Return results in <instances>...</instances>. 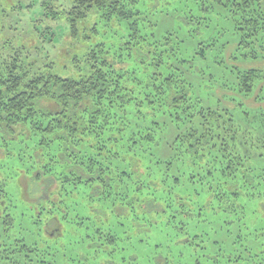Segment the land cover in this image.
I'll use <instances>...</instances> for the list:
<instances>
[{
  "label": "trees",
  "instance_id": "1",
  "mask_svg": "<svg viewBox=\"0 0 264 264\" xmlns=\"http://www.w3.org/2000/svg\"><path fill=\"white\" fill-rule=\"evenodd\" d=\"M150 1L143 12L144 0H64L52 18H66L75 42L58 53L70 75L58 74L61 63L7 64L0 72V139L22 133L34 143L36 180H54L57 189L69 181L89 185L104 200L113 191L136 236L193 237L180 243L197 252L195 264H260L248 253L227 254L210 237L247 220L243 199L264 210V165L256 160L264 153L250 152L264 149V138L255 136L264 133V112L247 106L251 99L264 103V70L251 67L264 63V0L204 7L227 9L235 23L236 40L223 43L196 39L210 23L195 15L190 0ZM180 5L182 16L168 9ZM147 13L158 19L139 21ZM113 25L133 33L116 43L106 30ZM220 91L231 96L220 99ZM263 217L255 209L251 221L262 225L246 237H264ZM20 249L0 242V264H21Z\"/></svg>",
  "mask_w": 264,
  "mask_h": 264
},
{
  "label": "rangeland",
  "instance_id": "2",
  "mask_svg": "<svg viewBox=\"0 0 264 264\" xmlns=\"http://www.w3.org/2000/svg\"><path fill=\"white\" fill-rule=\"evenodd\" d=\"M64 3V0H0V72L5 70L7 64L19 58L24 65L34 64L37 67L61 63L63 67L59 68L58 74L62 75L63 72V76L70 75L64 68L69 62L61 59L58 53L60 49L75 42L69 39L70 28L66 18L59 21L52 18L53 11L59 12L56 8ZM151 3L150 0H144L141 10H150ZM212 3V0H190L189 6L195 15L210 23V28L196 39L209 43L236 40L235 23L231 17L226 16L227 9L219 8L212 12L204 10V7H209ZM168 9L176 11V15L183 14V5L168 6ZM156 19L157 15L150 18L147 13L139 21L147 23ZM174 22L179 24L181 20L174 19ZM175 24L169 26L174 27ZM106 30H110L107 35L113 37L116 43H123L133 33L132 30L115 25L111 29L106 27ZM152 31L149 28L143 34H150ZM117 48L124 47L120 45ZM128 52L125 50L123 54ZM251 67L264 70V63ZM133 68L134 64H131V69ZM227 93L220 91L217 95L224 100L231 96ZM262 98L264 102L263 93ZM247 106L253 113L257 110L264 112V103L255 99L248 101ZM255 136L264 138V133L261 130L260 135L255 132ZM14 138L0 139V208H6L0 217V242L5 249H20L23 244L38 248V252L33 254L20 249L21 253L16 254V257L21 264L26 255L35 264H39L42 259L43 264H174L176 257L182 254L185 257L177 260V263L195 264L197 252L189 244L180 243L193 237H146L143 234L141 235L144 237H139L141 235H134V228L129 231V222L125 221V217L119 216V200L114 197L113 191H108L109 198L104 200L89 185L76 188L75 183L69 181L57 189L54 180L48 183L36 180L33 172L39 165H36L39 156L34 154V143L24 140L22 133ZM251 149V154L264 153V149L260 150L258 146ZM46 154L47 152L44 155ZM256 160L258 165H264V158ZM44 165L45 163L42 166ZM116 166L119 168V164ZM127 167L131 168V161ZM63 178L64 176L60 182ZM51 198L55 200V205L54 202L48 203L49 200L52 201ZM243 200L241 203L246 205L247 220L225 224L219 235L210 238L221 242L227 254L248 253L256 257V262L263 260L260 264H264V237H246L262 225L258 223L259 220L252 222L251 215L256 209L259 217L264 215V210L260 203L254 206L247 199ZM6 222H9L7 226ZM7 228L8 232L5 233ZM256 233L251 235L255 236ZM203 238L206 241L208 239ZM20 241L23 243L20 244ZM199 242L197 241L198 244ZM157 245L159 248H156ZM214 249L209 248L208 254H214ZM157 253L169 261L160 260Z\"/></svg>",
  "mask_w": 264,
  "mask_h": 264
},
{
  "label": "flooded vegetation",
  "instance_id": "3",
  "mask_svg": "<svg viewBox=\"0 0 264 264\" xmlns=\"http://www.w3.org/2000/svg\"><path fill=\"white\" fill-rule=\"evenodd\" d=\"M3 212H4V210H1V211H0V216L3 214Z\"/></svg>",
  "mask_w": 264,
  "mask_h": 264
}]
</instances>
